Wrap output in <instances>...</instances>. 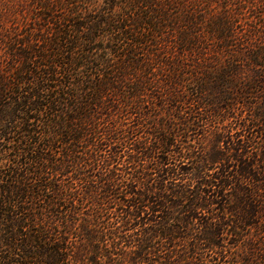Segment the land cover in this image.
<instances>
[{
	"label": "trees",
	"instance_id": "obj_1",
	"mask_svg": "<svg viewBox=\"0 0 264 264\" xmlns=\"http://www.w3.org/2000/svg\"><path fill=\"white\" fill-rule=\"evenodd\" d=\"M0 264H264V0H0Z\"/></svg>",
	"mask_w": 264,
	"mask_h": 264
},
{
	"label": "rangeland",
	"instance_id": "obj_2",
	"mask_svg": "<svg viewBox=\"0 0 264 264\" xmlns=\"http://www.w3.org/2000/svg\"><path fill=\"white\" fill-rule=\"evenodd\" d=\"M222 6H223V5H220L219 8L222 9ZM231 122H232V119H230V118L227 119V120H225L224 122H221V123L218 125V127H219V131H222V130L224 129L225 126L228 127L229 124H230ZM212 138H213V136L210 135L209 133H207V135H206V137H205V141H204L207 150H210V147H212V146L214 147V146H215V144H214V143L212 144V142H211V141H212V140H211ZM191 140H192V138H191ZM189 144L193 146V145H194V142H193V141H190ZM210 151H211V150H210Z\"/></svg>",
	"mask_w": 264,
	"mask_h": 264
}]
</instances>
